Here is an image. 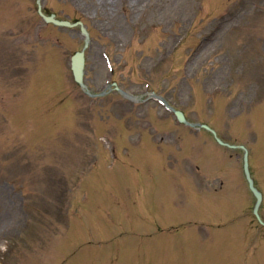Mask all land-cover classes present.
I'll use <instances>...</instances> for the list:
<instances>
[{"label": "rangeland", "instance_id": "1", "mask_svg": "<svg viewBox=\"0 0 264 264\" xmlns=\"http://www.w3.org/2000/svg\"><path fill=\"white\" fill-rule=\"evenodd\" d=\"M36 1L0 0V264H264L243 152L145 101L162 90L245 142L264 193V0H43L90 29L87 85L100 91L112 65L131 99L77 86L84 38Z\"/></svg>", "mask_w": 264, "mask_h": 264}, {"label": "water", "instance_id": "2", "mask_svg": "<svg viewBox=\"0 0 264 264\" xmlns=\"http://www.w3.org/2000/svg\"><path fill=\"white\" fill-rule=\"evenodd\" d=\"M48 20H53L54 17H47ZM58 23H63V22H59L57 21ZM66 24H69L68 22H64ZM83 68H84V58H83V53L80 54L77 59H75V67H74V70H75V75H76V79L82 83V79H83ZM179 117L182 119V120H185L184 118V115L182 112L180 111H177ZM244 168H245V173H246V176H247V179L250 183V187L251 189L253 190L254 194L256 195L257 197V201H256V204H255V209H254V212L255 214L260 218V213H259V208L261 206V202H262V193L261 191L256 187L255 185V181L251 175V172H250V169H249V161H248V150L245 149V155H244Z\"/></svg>", "mask_w": 264, "mask_h": 264}]
</instances>
